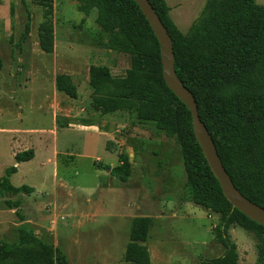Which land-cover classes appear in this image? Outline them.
I'll return each instance as SVG.
<instances>
[{
    "label": "rangeland",
    "instance_id": "obj_1",
    "mask_svg": "<svg viewBox=\"0 0 264 264\" xmlns=\"http://www.w3.org/2000/svg\"><path fill=\"white\" fill-rule=\"evenodd\" d=\"M167 3L187 32L206 0ZM96 14L79 11L77 0H0V177L15 165L13 184L33 188L0 198V239L19 242L22 221L9 202L20 200L36 235L65 254L43 264H132L125 254L137 216L151 220L144 242L150 264H197L222 255L219 214L191 198L175 136L141 118L138 99L110 113L94 105L91 68L123 77L134 53L125 37L94 30L100 29ZM58 74L71 77L77 98L53 91ZM248 78L252 91L264 92L262 73ZM29 148L34 158L16 162V153ZM122 152L131 157L126 182L98 167L120 164ZM229 232L238 264H257L258 236L239 225Z\"/></svg>",
    "mask_w": 264,
    "mask_h": 264
},
{
    "label": "trees",
    "instance_id": "obj_2",
    "mask_svg": "<svg viewBox=\"0 0 264 264\" xmlns=\"http://www.w3.org/2000/svg\"><path fill=\"white\" fill-rule=\"evenodd\" d=\"M85 15L96 10V23L105 33L119 34L134 47L126 75L114 78L108 67L93 66L90 84L93 103L104 113L133 105L141 118L153 120L169 137L181 144L187 187L191 198L208 211L219 214L215 235L225 248L218 257L205 258L197 264H238L237 244L229 229L239 225L258 238V262L264 264V225L252 220L226 198L212 171L193 127L188 106L168 87L163 76L160 42L150 22L135 0H77ZM167 27L175 53L179 78L193 92L201 119L212 134L220 158L235 186L248 198L264 206V92L252 91L250 75H264V6L256 0H206L199 16L187 32L173 20L167 0H150ZM248 82V83H247ZM56 87L72 98L78 91L68 74H58ZM234 87L233 92L226 89ZM107 142V149L113 150ZM34 148L17 152L15 161H30ZM120 164L111 167L112 176L128 181L130 160L126 152ZM18 172L9 166L0 177V198L8 194L31 193L28 184L16 186L12 176ZM20 200L10 201L22 224L19 242L0 239V264L53 263L64 252L39 238L19 211ZM151 220L133 219L125 258L132 264H150L144 242ZM64 264H68L64 260Z\"/></svg>",
    "mask_w": 264,
    "mask_h": 264
},
{
    "label": "water",
    "instance_id": "obj_3",
    "mask_svg": "<svg viewBox=\"0 0 264 264\" xmlns=\"http://www.w3.org/2000/svg\"><path fill=\"white\" fill-rule=\"evenodd\" d=\"M135 1L150 22V25L160 42L165 82L191 111L194 132L212 171L221 184L224 195L235 208L242 211L252 220L264 225V206L245 196L235 186L232 178L223 165L212 134L201 119L198 104L193 92L185 85L176 73L173 40L167 27L150 0ZM129 160H131V157H129ZM110 170L111 169H109V171Z\"/></svg>",
    "mask_w": 264,
    "mask_h": 264
},
{
    "label": "crops",
    "instance_id": "obj_4",
    "mask_svg": "<svg viewBox=\"0 0 264 264\" xmlns=\"http://www.w3.org/2000/svg\"><path fill=\"white\" fill-rule=\"evenodd\" d=\"M94 30H100L98 28L94 29ZM53 91L56 92L57 91V87H56V82H55V79L53 81ZM94 128H98V131L101 132L102 130L99 129V127L97 126H94ZM22 163V162H21Z\"/></svg>",
    "mask_w": 264,
    "mask_h": 264
}]
</instances>
